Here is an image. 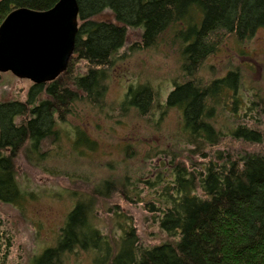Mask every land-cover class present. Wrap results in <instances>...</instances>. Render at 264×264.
Instances as JSON below:
<instances>
[{
	"label": "trees",
	"instance_id": "16d2710c",
	"mask_svg": "<svg viewBox=\"0 0 264 264\" xmlns=\"http://www.w3.org/2000/svg\"><path fill=\"white\" fill-rule=\"evenodd\" d=\"M76 1L79 26L69 69L52 82L33 84L26 100L0 104V149L9 152L0 153V203L21 207L27 196L33 197L20 190L16 179V161L22 150H26L25 157H34L29 161L40 165L46 158L40 153L44 142L58 138V126L64 124L67 113L72 114L75 104L85 102L104 109L110 72L123 60L120 52L127 48L128 29L141 31L138 44L128 47L138 51L155 46L161 35L179 25L173 38L180 44L184 80L173 82L162 104L154 87L131 83L114 112L132 109L140 118L158 122L176 109L188 143L194 146L192 152H203L206 145L210 155L200 164L190 163L191 159H172L169 164L166 156L158 196L149 208L168 241L146 249L136 229L127 227L113 245L94 220L97 201L117 189L106 180L100 186L90 185V195L77 199L58 230L55 245L44 249L31 264H64L66 256L77 250L93 253V264H264V151L234 157L216 150L228 138L252 147L262 144L263 136L247 124L252 119L247 114L251 107H245L238 96L239 70L210 82L198 77L222 37L231 35L243 43L264 29V0ZM58 3L0 0V25L18 8L44 12ZM106 10L115 23L95 19ZM77 66L85 68L84 72L74 71ZM229 90L234 93L230 102L236 126L224 132L214 125V112L228 99ZM44 94L49 99H42ZM258 113L264 115V105ZM74 131L76 149L96 148L84 129L76 126ZM199 191L204 195H198ZM13 240L0 219V264H7Z\"/></svg>",
	"mask_w": 264,
	"mask_h": 264
},
{
	"label": "rangeland",
	"instance_id": "374dc122",
	"mask_svg": "<svg viewBox=\"0 0 264 264\" xmlns=\"http://www.w3.org/2000/svg\"><path fill=\"white\" fill-rule=\"evenodd\" d=\"M97 19L116 22L108 10ZM178 28L179 25L161 35L155 46L138 51L128 47L138 44L141 31L128 29L127 48L120 52L123 60L110 72L104 109L92 108L85 102L75 104L72 114L67 113L64 124H59L58 138L44 142L40 153L46 158L40 165L29 161L34 157H25L26 150H22L16 161V179L20 190L33 197L27 196L21 207L0 203V219L14 236L7 264H31L44 249L54 246L58 230L77 199L90 195V185L100 186L106 180L115 183L117 189L97 201L94 220L113 245L127 227L136 229L146 245L158 246L168 241L158 227L156 214L149 208L158 196V181L163 179L165 164L167 166L168 161L171 164L172 159L204 163L210 155L208 147L205 145L203 152L202 149L192 152L194 146L188 143L182 117L176 109L170 110L158 122L140 118L132 109L122 114L114 110H118L131 83L154 87L162 104L173 88V82H183L180 44L173 38ZM222 40L215 54L204 62L198 77L210 82L239 70L238 96L245 107H251V114H247L252 119L247 124L261 133L263 143L251 147L228 138L216 150L234 157L264 151V115L258 113L264 105V29H258L243 43H238L231 35ZM72 56L69 64L74 61V53ZM84 70L82 66L74 68L80 73ZM32 85L31 80L17 79L11 72L0 71V104L26 100ZM227 93L228 99L219 103L214 112V125L224 132H230L236 126L230 102L234 93L232 90ZM46 97L44 94L43 98ZM239 110L234 113L236 116ZM76 126L84 129L96 143L94 150L74 147ZM166 156L170 158L168 161ZM45 170L51 173L46 174ZM93 258V253L77 250L66 256L64 264H93Z\"/></svg>",
	"mask_w": 264,
	"mask_h": 264
},
{
	"label": "water",
	"instance_id": "95a60500",
	"mask_svg": "<svg viewBox=\"0 0 264 264\" xmlns=\"http://www.w3.org/2000/svg\"><path fill=\"white\" fill-rule=\"evenodd\" d=\"M79 16L76 0H59L44 12H11L0 26V71L37 84L54 80L73 58Z\"/></svg>",
	"mask_w": 264,
	"mask_h": 264
},
{
	"label": "bare ground",
	"instance_id": "6f19581e",
	"mask_svg": "<svg viewBox=\"0 0 264 264\" xmlns=\"http://www.w3.org/2000/svg\"><path fill=\"white\" fill-rule=\"evenodd\" d=\"M78 18H79V17H78ZM97 18H98V17H95L96 20H97ZM74 52H75V47H74ZM74 52H73V53H74ZM42 99H44V98L42 97ZM47 99H48V97L45 98V100H47ZM199 194H200V195H204L203 191H199V192H198V195H199ZM168 235L170 236V233H168ZM175 238H176V240L178 241L177 236H176ZM154 247H157V246H151V245H148V244H147V245L144 244V248H146V249H147V248H154ZM88 253H89V252H88Z\"/></svg>",
	"mask_w": 264,
	"mask_h": 264
}]
</instances>
